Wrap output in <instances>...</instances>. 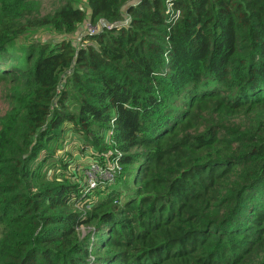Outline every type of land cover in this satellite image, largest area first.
<instances>
[{"label":"trees","instance_id":"trees-1","mask_svg":"<svg viewBox=\"0 0 264 264\" xmlns=\"http://www.w3.org/2000/svg\"><path fill=\"white\" fill-rule=\"evenodd\" d=\"M0 98V264H264V0H0Z\"/></svg>","mask_w":264,"mask_h":264},{"label":"built area","instance_id":"built-area-1","mask_svg":"<svg viewBox=\"0 0 264 264\" xmlns=\"http://www.w3.org/2000/svg\"><path fill=\"white\" fill-rule=\"evenodd\" d=\"M176 16H179V12H177ZM103 26L105 27L106 23H103L101 21L96 24L87 22L84 31L90 34H94L99 32ZM82 32L83 31H80L74 35L76 43L81 41ZM106 164V166H103L98 162L92 161L89 167L84 171L89 189L96 188L101 180L112 181L114 179V171L119 168L118 162L108 160Z\"/></svg>","mask_w":264,"mask_h":264},{"label":"rangeland","instance_id":"rangeland-1","mask_svg":"<svg viewBox=\"0 0 264 264\" xmlns=\"http://www.w3.org/2000/svg\"><path fill=\"white\" fill-rule=\"evenodd\" d=\"M42 32V31H41ZM40 32V33H41ZM39 33V34H40ZM40 35H42V36H44V34L43 33H41ZM4 110V104H3V101L1 100V98H0V111H3ZM70 138H71V136H70ZM74 143H76L77 145H80L81 143H80V141L78 140V139H76L75 138V140H74ZM70 148H72V150L74 151V150H77V146H75V145H72ZM78 157H76V159H77Z\"/></svg>","mask_w":264,"mask_h":264}]
</instances>
